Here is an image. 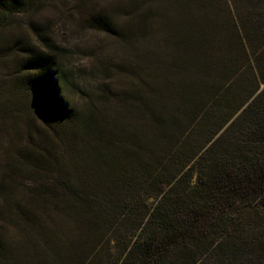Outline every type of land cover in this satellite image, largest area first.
Here are the masks:
<instances>
[{"label":"trees","instance_id":"trees-1","mask_svg":"<svg viewBox=\"0 0 264 264\" xmlns=\"http://www.w3.org/2000/svg\"><path fill=\"white\" fill-rule=\"evenodd\" d=\"M23 7L19 0H0V27ZM115 13L118 20L108 9L90 13L87 22L119 41L146 44L143 51L128 48L124 60L114 65L102 62V72L126 73V85L121 81L116 92L102 82L96 93L80 88L81 81H70L89 93L84 105L77 106L63 92L70 79L63 63L43 60L45 77L26 87L35 93L28 108L38 110L53 138L70 141L65 153L70 172L79 171V181L56 164L55 174L49 169L47 178L73 189L76 215L90 211L79 222L105 224L107 214L115 211L121 221L126 206L144 192H153L156 200L139 210L129 239H116L117 256L108 258L107 241L101 243L103 252L98 241L94 247L87 242L82 252L63 239L52 242L41 229L42 245L34 241L29 255L0 241V264H264V89L203 152L186 144L189 131L202 124L198 115L202 118L212 67L215 82L209 91L219 90L241 70L234 51L251 61L252 78L264 82V0H119ZM224 17L228 21L221 23ZM221 26L224 65L209 58L207 47ZM38 65L25 63L26 68ZM258 88H252L247 101ZM1 99L0 91V131L8 133V122L21 118V103ZM94 101L106 108L97 113ZM32 129L24 128L27 140ZM27 145L20 153L26 163L16 168L43 172L49 148L33 138ZM39 198L28 206L41 204ZM22 212L26 222L32 221L31 209Z\"/></svg>","mask_w":264,"mask_h":264},{"label":"rangeland","instance_id":"rangeland-1","mask_svg":"<svg viewBox=\"0 0 264 264\" xmlns=\"http://www.w3.org/2000/svg\"><path fill=\"white\" fill-rule=\"evenodd\" d=\"M19 1L24 3V7L15 15L9 16V22L0 27L1 101H16L17 99L21 103L17 104L21 118L17 122H8L12 125L8 133L0 131V241L16 248L20 255L24 252H28L29 255L32 252L34 241L38 245H42L44 238L38 233L42 229L49 233L52 242L53 240L57 241L56 238L63 239L64 242H70L72 246L82 252L86 250L87 242L90 243V247L98 244L97 247L100 252H103L104 248L106 249L108 258L111 255L117 256L116 239L120 238L121 241L129 239L130 231L138 223L139 210L152 204L156 197L152 195L153 192L150 193L149 191L139 195L138 200H135L133 205L126 206L125 210L128 211L121 217V221H119L118 213L115 211L112 216L110 212L107 214L110 220L105 224L100 221L98 226H92L85 224V222H79V219L83 217H90V211L76 215L73 206L78 205L72 193L73 189H69L64 184L58 185L56 180L52 181L47 178V176H51L49 169L53 175L55 174L54 164H56L60 167L65 166L63 169L65 173L79 181L77 176L79 171L75 170L76 174L70 172L69 156L65 153L70 141L68 137L53 138L50 128L39 119L38 110L34 111L28 108L32 98L35 101V93L32 90H26V87L29 83H35L43 76L45 77L47 67L43 60L49 59L51 63L54 61V64L62 62L65 72L70 78L63 91L66 94L65 98L71 104L83 106L89 93L84 94L77 85L72 86L70 81L76 83L81 81L80 88L86 86L85 89H89L88 87H91L96 93L99 91V86L102 87L103 82L107 83L112 91L117 92L123 85H126L128 75L120 70L117 74L109 68L102 72V65H114L118 61H123V58L129 53L127 52L128 48H134L135 52L138 51L136 48L138 47L140 51H143L146 44L143 47L141 44L135 45L134 41H119L114 38L115 36L100 31L87 22L90 13H96L103 9H108L113 16H117L116 19L118 20L120 15L115 13V10H117V1L119 0ZM161 1L164 2L165 0ZM1 20L4 21V18ZM227 21L228 18H221V23ZM223 39H225L224 28L221 26L210 37L207 45L209 58H213L215 63L222 65L225 64L226 57L221 53L227 52L226 48L222 52L220 51L224 45V43L222 45ZM234 52L235 55L239 56L236 62L241 70L235 76L229 77L219 90L209 91L212 89L209 85H214L215 82L214 67L209 72L210 77L208 79L211 82L207 81L208 86L203 92L207 99L202 106V118H199L198 115V121L202 124L198 126V129L193 127L189 131V138L186 141L187 146L198 149L199 154L264 89V82L260 83L252 78L254 76L250 70L252 68L251 61L246 59L243 53ZM106 55L108 58L105 57ZM27 62H34V64L39 65L38 67L29 66L26 68L25 63ZM192 75L193 73L189 74L190 77ZM258 84V90L247 101L248 93ZM37 92L39 93V89ZM240 103L242 105L238 106ZM93 105L97 113L106 108L99 101H94ZM113 105L114 103L109 105V108L107 107L111 113L116 110ZM233 109L234 115L226 121ZM222 124L224 125L221 127ZM28 125L32 126L33 129L27 140L24 128ZM218 127L221 128L211 138L212 133ZM31 138L40 139L43 147L49 148L50 152L54 151L51 155L50 152L45 153L48 158L42 165L43 172L35 174L23 172L16 168V166L21 167L26 163L20 153ZM55 153H57V157H54ZM28 166L31 165L28 164ZM90 172L99 171L97 169L92 171L90 168ZM167 172L165 171V173ZM194 173L196 174V171ZM96 176L94 174L92 177ZM50 190L54 194L47 197L46 195L39 196V192L48 193ZM51 197L52 201H46ZM35 198L41 199V204L28 206L29 202ZM23 208L33 211L32 221L26 222L22 212ZM87 214L89 216H86ZM121 223L124 225L121 227L122 232L120 233H124V235L119 236L121 234L117 233V230ZM25 227L27 231H25ZM106 241L108 242L107 247L103 246V248L101 243L106 245ZM65 260L69 262V257Z\"/></svg>","mask_w":264,"mask_h":264}]
</instances>
